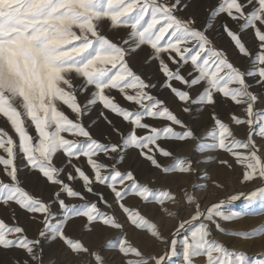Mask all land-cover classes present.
<instances>
[{
    "label": "snow or ice",
    "instance_id": "snow-or-ice-1",
    "mask_svg": "<svg viewBox=\"0 0 264 264\" xmlns=\"http://www.w3.org/2000/svg\"><path fill=\"white\" fill-rule=\"evenodd\" d=\"M187 6L182 0H0V117L5 118L17 138L0 127V150L6 154L0 155V166L9 180L0 179V204H15L28 213L39 214L44 228L39 235L44 237L46 232L52 233L53 239L59 238L77 256L89 257L88 264H106V261L100 250H92L80 240L66 236L64 220L52 222L50 206L21 186L16 160L18 156L22 157L26 169L38 172L48 183L59 186L55 195L65 212V220L83 216L89 226L99 222L114 229L123 227L115 215L102 212L97 203L87 202L69 208L59 198L66 194L84 200V195L66 182L79 178L88 193L93 192L94 184L108 187L132 225L146 229L157 240L166 243L155 223L121 201L133 194L145 203H156L160 212L173 216L165 204L178 203L177 197L170 191L154 190L139 183L131 171L121 172L115 162L108 165L99 160L101 154L108 158L116 154L122 161L123 157L119 155L122 148H135L163 173L192 171L191 162L184 158H174L169 167H162L157 159V153L163 157L173 156L161 146L162 139L186 141L196 140V136L164 101L148 91L155 85L146 82L129 66L126 57L142 46L151 49L150 59L158 63L164 86L185 105L184 112L191 110L188 105H215L216 94L236 105H246L247 119L233 115L232 120L237 125L248 126L247 140L235 138L230 126L213 113V129L205 136L213 143L198 142L197 147L231 154L235 162L242 165L241 183L261 182V186L253 191L233 195L231 200L244 197L249 203L264 201V156L261 154L264 149L258 147L253 133L258 129L255 134L264 139V110L254 109L261 97L250 91L246 82L247 77H255L264 88V0H220L210 13V19L226 14L232 21L240 23L241 32L253 30L258 42L254 55L242 42L241 35L224 25V32L238 52L250 58L247 71L234 66L222 50L215 48L194 18L178 15ZM104 21L109 22L111 28L131 29L122 45L101 33L100 25ZM185 66H190L187 75L183 72ZM173 81L190 90L201 85L203 89L193 98L189 90L173 86ZM112 90L137 106V110L120 106L108 94ZM80 95L85 96L83 105ZM97 103L130 125L127 134L121 133V143H102L93 138L84 125L83 116ZM64 107L75 118H70L62 110ZM146 118L162 121L164 125L149 124L145 122ZM175 126H180L183 131L177 132ZM29 128L34 129V135ZM138 130H143V134H138ZM58 155L74 170L65 174L66 179H60L65 170L55 162ZM81 157L86 158L91 175L73 163ZM220 163L228 164V161L221 160ZM98 199L111 207L103 194H98ZM186 203H195L194 215L181 221L173 235L202 218L208 221L215 216L232 219L223 216L218 204H212L202 212L194 196L186 195ZM260 233H264V226L233 235L250 238ZM210 235L208 226L202 223L185 237L183 264H193L194 258L201 256L206 258V264H264V259H249L246 253L230 250ZM40 243L39 239L28 238L23 227L10 226L0 219V247H15L24 254L16 264H45ZM106 246L118 250L124 258L122 264H165L169 254L174 255L176 251V241L172 240L171 253L145 256L123 234ZM48 264H54V261L49 260Z\"/></svg>",
    "mask_w": 264,
    "mask_h": 264
},
{
    "label": "rangeland",
    "instance_id": "rangeland-1",
    "mask_svg": "<svg viewBox=\"0 0 264 264\" xmlns=\"http://www.w3.org/2000/svg\"><path fill=\"white\" fill-rule=\"evenodd\" d=\"M219 2L220 0H182V4H187L188 6L179 12L178 15L184 18H194L197 21V26L205 31L212 45L222 50L234 66L241 71H247L250 68V58L238 52L234 43L224 32V25H227L232 31L241 35L242 42L245 43L253 55L258 50V42L255 40L251 28L241 32L240 23L232 21L226 14H221L216 18L210 19L211 10L218 6ZM100 31L113 42L122 45V41L128 37L131 29L128 27L111 28L109 22L104 21L100 25ZM150 56L151 49L147 46H142L138 50L131 52L126 59L134 72L140 75L146 82L155 85V87L148 89V91L153 96L164 101L166 106L196 136V140L186 141L162 139L160 141L161 146L171 151L173 156L163 157L157 153V159L162 167H169L174 163V158H184L191 162L192 171L190 173H180L178 171L163 173L161 169L155 168L149 161L140 156L139 151L135 148H122L119 154L123 157L122 161L119 160L116 154H113L112 158L101 154L99 160L108 165L115 162L121 172L131 171L139 183L147 185L154 190L170 191L177 197L178 203L166 202L165 204V207L174 213L173 216L160 212L159 206L156 203H145L133 194H129L121 201L126 207L139 211L147 220L155 223L166 243L157 240L146 229H138L132 225L128 221L126 214L122 212L114 201L110 189L104 185L94 184L93 192L88 193L85 191L79 178L73 181L66 180L75 190L80 191L85 199L68 197L66 194H61L59 198L63 199L69 208L73 206L79 207L87 202L97 203L102 212L115 215L117 221L123 226L121 229L103 226L99 222H95L89 226L86 218L83 216H71L65 220V212L60 208L55 195L59 191V186L48 183L38 172L26 169L22 157L18 156L16 164L19 169L18 177L21 186L50 206V211L54 217L53 223L59 220L65 221L63 230L66 236L74 240H80L92 250H100L106 264H122L124 258L118 250L106 246L109 241H115L122 234L137 246L145 256H158L164 254L166 251L171 253V241L175 240V254H169L165 260V264H183V240L185 237L190 236L191 232L196 230L202 223L208 226L211 239L222 243L230 250L246 253L249 259H264V233L250 238H243L242 235H233V233L243 234L252 232L264 226V201L257 200L249 203L244 197L237 200L230 199L231 196L241 192L247 194L253 191L255 188L261 186V182L257 180L255 183H241L242 165L237 164L231 154L219 149L206 150L197 147L198 142L204 145L213 143L211 139H205L206 134L214 126V121L211 118L213 113L230 126L235 138L247 140L250 131L248 126L246 124L237 125L232 120L233 115L241 119H247L245 112L246 105H236L222 95L216 94L215 98L218 102L215 106L188 105L191 110L184 112L183 107L185 105L176 100L170 90L164 86L165 80L162 73L158 71V63L155 60H151ZM189 70L190 66H185L183 69L184 74L187 75ZM246 82L250 87V91L261 97L260 101L254 105V109L264 110V88L257 83V78L255 77H247ZM77 84H79V81H77ZM173 86L182 90H189L193 98L203 89V85H201L194 90H190L175 81H173ZM108 94L113 96L120 106L133 111L137 110V106L126 101L118 91L112 90ZM79 100L83 105L85 96L80 95ZM212 106L213 108L209 109ZM218 106H224L222 112H217L215 107L217 108ZM62 110L70 118H75L74 114L66 107ZM207 110L208 112L211 111L210 114ZM101 112L104 113L103 116L100 115ZM108 121H111V124ZM145 122L156 126L164 125V122L155 121L150 118H146ZM83 123L91 132L93 138L102 143H121V133L127 134L130 130V125L127 122H124L122 118L108 110L103 109L99 103L92 106L86 112L83 116ZM0 127H3L10 135H13L14 139H17L10 125L7 124L3 117H0ZM175 130L177 132L183 131L180 126H175ZM29 131L33 135L35 134L32 128H29ZM256 131L258 129L253 130L255 142L258 147L264 149V139L256 135ZM138 134H143V130H138ZM240 151L243 150L241 149ZM261 154L264 156V152ZM0 155L6 154L0 150ZM221 160L228 161V164H221ZM55 162L57 166L63 167L65 170V173L61 174L60 179H66L65 174L74 171L60 155L55 158ZM73 163L91 175L86 158L81 157L78 161L74 159ZM0 179L9 182L3 173L2 166H0ZM98 194H103L104 199L108 201V205H111V207L100 201ZM186 195L195 197V201L200 205L202 212L212 204H218L220 206L219 211L223 216H231L232 219L225 220L222 216H215L212 221H208L202 218L199 221L187 224L184 229L173 235L179 223L189 220L195 212V203H186ZM0 219H3L10 226L23 227L28 238L39 239L41 242L39 250L43 254L45 264H48L49 260H53L54 264H88L90 260L87 256H77L71 252L68 246L59 238L53 239L52 233L46 232L45 236L41 237L39 233L44 228L42 217L39 214L28 213L15 204L11 206L0 204ZM96 225H99L102 230L93 234V227ZM89 228L90 230H88ZM23 255L22 250L15 247L9 249L0 247V264H16L18 259L23 258ZM193 264H206V258L203 256L196 257Z\"/></svg>",
    "mask_w": 264,
    "mask_h": 264
},
{
    "label": "bare ground",
    "instance_id": "bare-ground-1",
    "mask_svg": "<svg viewBox=\"0 0 264 264\" xmlns=\"http://www.w3.org/2000/svg\"><path fill=\"white\" fill-rule=\"evenodd\" d=\"M218 102V101H217ZM217 102H216V104H217ZM215 104V105H216ZM214 105V106H215ZM226 107V106H225ZM213 108V106L211 107V108H209V109H212ZM215 109L217 110V112L219 111V112H222L223 111V109H224V106H218L217 108L215 107ZM207 112H208V110H207ZM211 112V111H210ZM210 112H208L209 114H210ZM218 114V113H217ZM220 115V114H219ZM221 115H223V114H221ZM39 182V181H38ZM33 184V183H32ZM100 230H102L101 229V227L99 226V225H96V226H94L93 227V234H96L97 232H99ZM90 236H93V235H90Z\"/></svg>",
    "mask_w": 264,
    "mask_h": 264
}]
</instances>
